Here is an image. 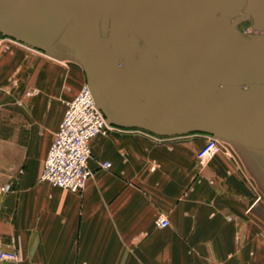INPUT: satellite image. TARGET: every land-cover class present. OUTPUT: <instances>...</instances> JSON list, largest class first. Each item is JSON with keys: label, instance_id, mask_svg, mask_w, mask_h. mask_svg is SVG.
<instances>
[{"label": "crops", "instance_id": "crops-1", "mask_svg": "<svg viewBox=\"0 0 264 264\" xmlns=\"http://www.w3.org/2000/svg\"><path fill=\"white\" fill-rule=\"evenodd\" d=\"M219 1L159 2L151 28L100 70L112 129L91 141L93 175L80 194L40 181L69 89L80 90L76 73L57 68L43 80L25 45L3 51L0 84L37 92L0 114L18 124L0 139V251L17 261L0 264H264V149L233 140L264 129V84L214 88L180 58L211 81L264 72V54L239 30L252 18L217 17L233 0ZM208 137L221 152L199 164Z\"/></svg>", "mask_w": 264, "mask_h": 264}, {"label": "rangeland", "instance_id": "rangeland-1", "mask_svg": "<svg viewBox=\"0 0 264 264\" xmlns=\"http://www.w3.org/2000/svg\"><path fill=\"white\" fill-rule=\"evenodd\" d=\"M162 1L0 0V63L3 51L12 46L19 47V44L25 45L28 50L27 59L36 60L37 66L42 68L43 80L54 82V69L70 68L76 73L72 80L74 85L79 86V89L87 85L100 97L104 87V80L99 77L100 70L114 65L115 50L127 46V40L131 36L136 40L139 35L145 34L146 30L151 28L148 20L152 16L162 15V10L157 7ZM175 1L166 0L172 8ZM241 2H244L245 6L240 9L237 4ZM219 3L220 6H224L223 2ZM218 5L217 2L215 6ZM229 5L225 8L219 7L216 16L231 19L247 16L252 18L250 24L243 28L237 24V27L247 35L248 45L264 54V6L262 14L258 15L248 0H233ZM79 14L84 18L86 32L92 44L95 56L93 65L82 46L78 26ZM110 42L116 43L117 48ZM133 44L140 43L134 41ZM58 63H62L61 67ZM252 75L250 79H264V72L257 76ZM261 88L264 89V86ZM35 92L36 89H25L20 92L18 79L0 84V114L15 113L16 109L13 106L15 104L18 106L26 96ZM75 92L72 88L69 89V93H73L71 98L78 93ZM44 94L54 97V88L51 92L49 87L44 90ZM14 125L18 126L15 121L11 122L0 116V139L12 136L13 128L17 127ZM256 133L251 130L246 141L264 145V129Z\"/></svg>", "mask_w": 264, "mask_h": 264}, {"label": "built area", "instance_id": "built-area-1", "mask_svg": "<svg viewBox=\"0 0 264 264\" xmlns=\"http://www.w3.org/2000/svg\"><path fill=\"white\" fill-rule=\"evenodd\" d=\"M111 129V124L98 108L89 86H82L73 98L65 102L62 119L53 134L42 164L40 181L73 194H80L93 175L88 166L91 141L97 136L106 135ZM220 152V142L215 137H208L197 152L196 159L199 164H203ZM100 168L109 170L111 164L104 161ZM168 225V219L162 214L158 215L156 226L166 228ZM16 261L15 253L0 251V262Z\"/></svg>", "mask_w": 264, "mask_h": 264}, {"label": "water", "instance_id": "water-1", "mask_svg": "<svg viewBox=\"0 0 264 264\" xmlns=\"http://www.w3.org/2000/svg\"><path fill=\"white\" fill-rule=\"evenodd\" d=\"M251 4H252V7L255 8V13L258 14V15H261L262 14V9H263V6H264V1L263 0H248ZM238 8H242L243 6H245L244 2H241V3H238ZM78 26H79V32H80V37H81V42H82V45H83V48L89 58V61L90 63L93 65L95 63V56H94V52H93V48L90 44V41L88 39V35L86 33V30L84 28V24H83V16H81L79 14L78 16ZM110 44L114 45L116 48H117V44L116 43H112L110 42ZM181 62L182 64L184 65V67L186 68L188 74H190L191 76L199 79V80H202L203 82H205L206 84H209L211 85L212 87L214 88H220V86H225V85H245V84H249V83H255V84H264V79H246V80H242V81H239V80H217V81H211V80H208V79H205V78H201L200 76L196 75L195 73H193L189 67V65H187L184 61V58L181 56ZM106 85H104L103 87V90H102V93L100 94V97L97 96L96 92L91 88L90 90L92 91L96 101H97V105H98V108L103 112L104 116L106 117V119L110 122V118L109 116L107 115L106 111L104 110V107H103V104H102V99H103V96H104V93H105V90H106ZM199 126H202V127H207V128H211L213 130H217L218 131V128L214 125H211V124H203V125H199ZM233 140L235 141H238L240 143H243L245 145H248V146H251V147H256V148H259V149H264V145H257V144H253L251 142H247L246 140H242L240 138H236V137H233Z\"/></svg>", "mask_w": 264, "mask_h": 264}]
</instances>
